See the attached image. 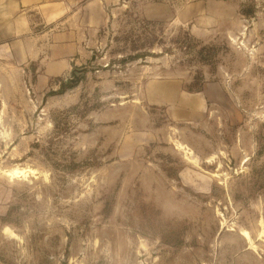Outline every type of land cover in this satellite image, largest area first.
<instances>
[{
    "label": "rangeland",
    "instance_id": "1",
    "mask_svg": "<svg viewBox=\"0 0 264 264\" xmlns=\"http://www.w3.org/2000/svg\"><path fill=\"white\" fill-rule=\"evenodd\" d=\"M0 264H264V0H0Z\"/></svg>",
    "mask_w": 264,
    "mask_h": 264
},
{
    "label": "crops",
    "instance_id": "2",
    "mask_svg": "<svg viewBox=\"0 0 264 264\" xmlns=\"http://www.w3.org/2000/svg\"><path fill=\"white\" fill-rule=\"evenodd\" d=\"M86 17L89 24V33L93 31L94 28H97L102 21V11L97 4L88 6ZM93 28V29H92ZM81 35V37H80ZM75 33L74 30H65L63 33L59 32L55 35L54 43L52 50H49V53H46V58L43 60L44 68L41 77L49 78L59 76L64 74L70 67L71 62L78 59L80 55L82 56L86 50V47L89 46L91 39H87L85 33L80 34ZM60 52H63L64 55H61ZM73 59V60H72ZM161 85V84H160ZM178 85V82H171L166 85V89H171L174 91ZM171 86V88H169ZM165 84H162L161 90H163ZM181 100H177V105L175 107V113L180 116L187 117L192 121L202 118L203 109L206 105V102L202 96L192 95L190 96L187 103L182 96ZM187 108V110L185 109Z\"/></svg>",
    "mask_w": 264,
    "mask_h": 264
},
{
    "label": "bare ground",
    "instance_id": "3",
    "mask_svg": "<svg viewBox=\"0 0 264 264\" xmlns=\"http://www.w3.org/2000/svg\"><path fill=\"white\" fill-rule=\"evenodd\" d=\"M179 147H180V146H179ZM182 149H183V148H182ZM190 153H191V152H190ZM20 171H21V170H20ZM28 171H29V170H28ZM23 172H24V171H23ZM10 173H11V175H10V174H9V175L12 176V178H16V177H13V176H17V175L20 176V175H21V174L19 175V173H21V172H19L18 169L14 170L13 172L11 171ZM32 173H33V172H30V174H32ZM23 175H24V174H23ZM25 177H26V176H25ZM241 231H242V230H241ZM240 234H241V236H243L246 240L249 239V234H248L246 231H243V232H241ZM248 241H249V240H248ZM251 247H252V246H251Z\"/></svg>",
    "mask_w": 264,
    "mask_h": 264
}]
</instances>
